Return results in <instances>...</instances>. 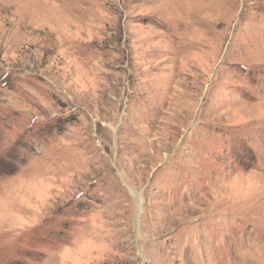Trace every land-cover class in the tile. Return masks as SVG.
<instances>
[{"label":"rangeland","instance_id":"obj_1","mask_svg":"<svg viewBox=\"0 0 264 264\" xmlns=\"http://www.w3.org/2000/svg\"><path fill=\"white\" fill-rule=\"evenodd\" d=\"M0 264H264V0H0Z\"/></svg>","mask_w":264,"mask_h":264}]
</instances>
